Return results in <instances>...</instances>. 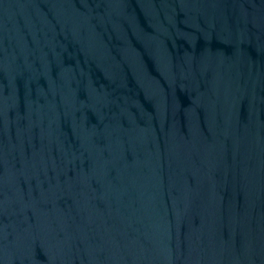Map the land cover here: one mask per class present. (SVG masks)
<instances>
[{
    "label": "water",
    "instance_id": "obj_1",
    "mask_svg": "<svg viewBox=\"0 0 264 264\" xmlns=\"http://www.w3.org/2000/svg\"><path fill=\"white\" fill-rule=\"evenodd\" d=\"M0 264H264V0H0Z\"/></svg>",
    "mask_w": 264,
    "mask_h": 264
}]
</instances>
